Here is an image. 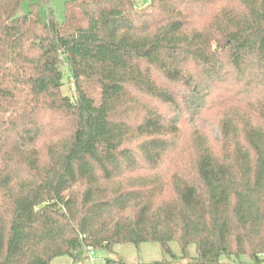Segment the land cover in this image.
Here are the masks:
<instances>
[{
  "label": "trees",
  "instance_id": "obj_1",
  "mask_svg": "<svg viewBox=\"0 0 264 264\" xmlns=\"http://www.w3.org/2000/svg\"><path fill=\"white\" fill-rule=\"evenodd\" d=\"M50 11L0 0V264H264V0Z\"/></svg>",
  "mask_w": 264,
  "mask_h": 264
},
{
  "label": "rangeland",
  "instance_id": "obj_2",
  "mask_svg": "<svg viewBox=\"0 0 264 264\" xmlns=\"http://www.w3.org/2000/svg\"><path fill=\"white\" fill-rule=\"evenodd\" d=\"M68 0H50V6L53 14L54 20L58 23L64 21L63 14V4ZM145 0H138V2L143 3ZM40 13L42 16H46V9L41 6ZM194 133V128L191 125L183 126V140L187 141ZM170 249L173 254L178 258L177 263L179 264H188L190 258L195 255V250L193 246L189 247V256L186 258H181L180 250L176 243H171ZM113 254H108L103 249H94L93 250V264H104L106 258L109 259H119L126 263L130 264H139V263H150L158 261L161 259L160 246L155 243H143L138 247L132 245H116L113 248ZM180 257V258H179ZM68 262L66 258H58L53 261V264H65ZM222 264H254L248 257H240L235 259L233 256L230 259H223Z\"/></svg>",
  "mask_w": 264,
  "mask_h": 264
},
{
  "label": "built area",
  "instance_id": "obj_3",
  "mask_svg": "<svg viewBox=\"0 0 264 264\" xmlns=\"http://www.w3.org/2000/svg\"><path fill=\"white\" fill-rule=\"evenodd\" d=\"M93 250L91 248H87V260L86 262H78L76 264H93Z\"/></svg>",
  "mask_w": 264,
  "mask_h": 264
}]
</instances>
